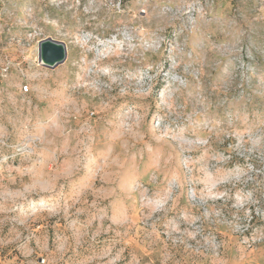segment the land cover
<instances>
[{
  "label": "rangeland",
  "instance_id": "obj_1",
  "mask_svg": "<svg viewBox=\"0 0 264 264\" xmlns=\"http://www.w3.org/2000/svg\"><path fill=\"white\" fill-rule=\"evenodd\" d=\"M0 264H264V0H0Z\"/></svg>",
  "mask_w": 264,
  "mask_h": 264
},
{
  "label": "water",
  "instance_id": "obj_2",
  "mask_svg": "<svg viewBox=\"0 0 264 264\" xmlns=\"http://www.w3.org/2000/svg\"><path fill=\"white\" fill-rule=\"evenodd\" d=\"M66 45L63 41L51 37L44 38L38 43V58L47 67H54L66 58Z\"/></svg>",
  "mask_w": 264,
  "mask_h": 264
}]
</instances>
